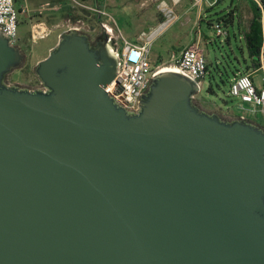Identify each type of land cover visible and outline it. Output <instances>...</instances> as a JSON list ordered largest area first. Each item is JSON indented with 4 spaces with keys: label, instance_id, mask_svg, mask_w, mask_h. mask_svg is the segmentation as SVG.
<instances>
[{
    "label": "water",
    "instance_id": "95a60500",
    "mask_svg": "<svg viewBox=\"0 0 264 264\" xmlns=\"http://www.w3.org/2000/svg\"><path fill=\"white\" fill-rule=\"evenodd\" d=\"M23 61L0 33V264H264V128L174 71L126 112L107 36L61 33L37 89Z\"/></svg>",
    "mask_w": 264,
    "mask_h": 264
},
{
    "label": "rangeland",
    "instance_id": "374dc122",
    "mask_svg": "<svg viewBox=\"0 0 264 264\" xmlns=\"http://www.w3.org/2000/svg\"><path fill=\"white\" fill-rule=\"evenodd\" d=\"M16 0L15 7L21 4L26 7V13L17 16V41L15 46L24 56L23 64L5 77L7 85L20 88L37 89L40 82L35 74V67L48 52L55 47L59 35L70 28H77L87 35L90 41L97 36H106L100 23L103 16H98L86 7L103 9L114 21L113 27L118 34L128 42L133 41L142 33L149 36L165 16L159 11V2H165L172 7L175 18L164 28L151 37L148 48V58L155 61L157 57L167 61L171 53L186 46L197 44L205 58L208 72L201 80V90L195 102L202 100L209 104L224 120H233L243 116L251 121L252 108L240 104L228 95L229 82L233 75L244 69L247 60L241 32L247 28L251 18V10L246 0H181L172 6L171 0ZM231 21L228 22V14ZM235 13L239 14V19ZM70 15V16H67ZM75 17V22H72ZM226 22V23H225ZM219 23L227 32L226 36L216 37L208 24ZM230 23V24H229ZM262 23V38H264V17ZM39 25L45 32H39L32 40L30 27ZM232 25V26H230ZM36 30L39 29L36 27ZM118 50L120 45L117 44ZM168 66L167 64L164 65ZM244 73L250 74L245 68ZM264 72L252 75L255 88L264 86ZM251 77V74H250ZM197 97V96H196ZM256 118L261 121L257 113Z\"/></svg>",
    "mask_w": 264,
    "mask_h": 264
},
{
    "label": "built area",
    "instance_id": "2783aa9c",
    "mask_svg": "<svg viewBox=\"0 0 264 264\" xmlns=\"http://www.w3.org/2000/svg\"><path fill=\"white\" fill-rule=\"evenodd\" d=\"M16 0H0V33L5 37L9 44L15 46L17 41V16L26 13V7L21 4L15 7ZM75 5L81 6L75 0H71ZM216 2L217 0H213ZM255 3L261 9L260 0H249ZM181 0H171L172 6H176ZM201 0H194V4ZM159 11L165 16L164 20L158 25L149 36L143 33L139 35V44L128 42L123 36L118 34L113 27V19L99 7H86L92 13L103 16L100 26L111 42L112 54L116 59V75L112 82L104 89L105 93L120 108L128 113H137L140 110L141 96L147 91L151 80L163 70L171 69L180 73L196 83L201 89V80L205 77L206 61L198 45L186 46L182 48L177 58L168 66H152L148 58V48L152 35L166 27L174 18L172 7L165 2H159L157 5ZM36 27L39 31L36 30ZM76 29L77 28H70ZM212 29L216 37L226 36V32L219 24H213ZM39 32L45 31L39 25H32L30 33L32 40ZM117 44L120 45L118 50ZM264 72V66H261ZM264 81V76H262ZM230 98L237 100L240 104L249 105L252 108L251 121L264 128V86L255 88L250 74L240 72L236 73L231 79L228 88ZM260 115L261 121L256 118ZM240 118L246 119L243 116Z\"/></svg>",
    "mask_w": 264,
    "mask_h": 264
},
{
    "label": "trees",
    "instance_id": "16d2710c",
    "mask_svg": "<svg viewBox=\"0 0 264 264\" xmlns=\"http://www.w3.org/2000/svg\"><path fill=\"white\" fill-rule=\"evenodd\" d=\"M246 1H248V3L250 4L249 9L251 10V18L250 21L248 22L247 28L241 32L240 37L243 41V45L247 56V60H244L245 64L247 62L245 68L250 71H256L260 69L261 66H264V38H262V23H261L262 17H264V0H260L261 9H259L255 3L249 0ZM227 16L229 18V20L227 21L230 22L231 13H229ZM235 16L237 19H239L238 13H235ZM75 20L76 18L72 17V22H75ZM208 25L212 27L213 24L210 23ZM226 38H228L227 32H226ZM205 72L206 73L208 72L207 65L205 68ZM234 76L235 74L233 75V77Z\"/></svg>",
    "mask_w": 264,
    "mask_h": 264
},
{
    "label": "crops",
    "instance_id": "0c3cea01",
    "mask_svg": "<svg viewBox=\"0 0 264 264\" xmlns=\"http://www.w3.org/2000/svg\"><path fill=\"white\" fill-rule=\"evenodd\" d=\"M247 2H248V1H247ZM138 37H139V36H138ZM138 37L135 38L133 41H131V43L139 44ZM183 48H184V47H183ZM181 49H182V48H181ZM181 49H180V50H181ZM176 50H177V49H175V50L171 53V56H170L169 60H167V61L161 59L160 57H157L155 61H150V60H149V62H150V64H151L152 66H162V67H164V65H166V64H167V65H170V64H171V63L177 58V56H178V54H179V52H180V50L177 51V52H176ZM246 64H247V62H246ZM246 64H245V66H246ZM245 66H244V69L241 70L240 72L245 71ZM165 67H166V66H165ZM259 71H261V68L258 69V70H256V71H250L251 78H252V75H253V74H255V73L259 72ZM196 98H198V96L195 97V99H196ZM198 100H199V102L197 103V105L199 106L200 109H202L203 111H206V112H208V113H216L215 109H213V107H211L209 104L204 103V102H203L202 100H200V99H198ZM216 114H217V113H216ZM238 117H239V116H238ZM236 118H237V116H236Z\"/></svg>",
    "mask_w": 264,
    "mask_h": 264
},
{
    "label": "flooded vegetation",
    "instance_id": "af4514ba",
    "mask_svg": "<svg viewBox=\"0 0 264 264\" xmlns=\"http://www.w3.org/2000/svg\"><path fill=\"white\" fill-rule=\"evenodd\" d=\"M102 39H103L102 37L97 36V37L95 38L94 41H91V43H92V45L96 46V43H97L99 40H102Z\"/></svg>",
    "mask_w": 264,
    "mask_h": 264
},
{
    "label": "bare ground",
    "instance_id": "6f19581e",
    "mask_svg": "<svg viewBox=\"0 0 264 264\" xmlns=\"http://www.w3.org/2000/svg\"><path fill=\"white\" fill-rule=\"evenodd\" d=\"M153 36V35H152ZM171 71H173V70H171V69H165V70H163V72H171Z\"/></svg>",
    "mask_w": 264,
    "mask_h": 264
}]
</instances>
